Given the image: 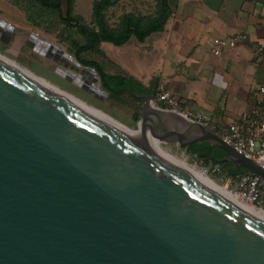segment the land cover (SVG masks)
I'll use <instances>...</instances> for the list:
<instances>
[{
  "label": "water",
  "instance_id": "water-1",
  "mask_svg": "<svg viewBox=\"0 0 264 264\" xmlns=\"http://www.w3.org/2000/svg\"><path fill=\"white\" fill-rule=\"evenodd\" d=\"M34 38L50 43L31 34L28 47ZM68 60L99 80L72 56L57 59ZM133 96L145 101L142 139L0 57V264H264V220L149 138H185L186 152L207 142L263 182L264 171L209 126L171 129L166 112L149 110L153 96Z\"/></svg>",
  "mask_w": 264,
  "mask_h": 264
},
{
  "label": "crops",
  "instance_id": "crops-1",
  "mask_svg": "<svg viewBox=\"0 0 264 264\" xmlns=\"http://www.w3.org/2000/svg\"><path fill=\"white\" fill-rule=\"evenodd\" d=\"M162 34L169 48L164 77L168 90L183 112L196 113L224 136L261 98L264 64L257 58L256 43L264 39V0H177ZM238 34L245 35V43L220 56L212 53L215 39ZM168 121L169 128H182Z\"/></svg>",
  "mask_w": 264,
  "mask_h": 264
},
{
  "label": "rangeland",
  "instance_id": "rangeland-1",
  "mask_svg": "<svg viewBox=\"0 0 264 264\" xmlns=\"http://www.w3.org/2000/svg\"><path fill=\"white\" fill-rule=\"evenodd\" d=\"M95 1L97 0H76L73 8L74 15L82 17L84 23L92 28L95 27L92 17L93 3ZM115 1L116 4L106 12L108 24L112 28H118L122 16L126 14L132 13L137 16L152 17L156 12V0ZM8 26L12 27L9 36L7 35ZM57 27L55 26V28ZM61 29L62 26L59 25V30H57L60 31ZM31 34H35L37 38L46 39L52 44L62 46L65 49V53L74 58V54L69 51V46L60 42L56 33H48L42 28L32 26L27 22L24 12L13 6L9 0H0V54L15 61L37 76L46 79L63 91L106 113L131 130L138 133L143 132V124L140 131H137L141 120L138 111L144 106L145 102L139 103L126 95L120 98H113L101 88L99 80L94 82V87L89 90V92L95 94H90L88 90L82 88L81 83H76L75 79L67 80L59 72L60 68L64 71L73 72L72 66L60 64L55 55L48 53L49 49L38 44L39 39L34 38L32 43L35 45L32 48L27 46ZM166 42L167 39L164 34H157L151 36L142 44L138 43L134 38L122 47L104 43L101 45V50L109 60L124 68L126 72L143 82L146 86L156 89L160 84H164L169 89L164 82V77L167 74L165 71L166 53L169 51ZM87 58L90 59L92 57L88 56ZM78 74L86 80L89 79L82 73L75 72V75ZM96 86H100L99 94H96ZM179 109L182 110L180 105ZM188 113L196 115L194 112ZM170 122L179 125L176 122ZM161 145L170 155L178 158L185 157L191 165H196L199 169L205 170L204 172L208 173L207 175L217 184L227 186L231 192L241 197V190L236 185L235 180L225 177L216 166L207 165L204 161L188 154L177 143H161ZM242 200L246 202V200Z\"/></svg>",
  "mask_w": 264,
  "mask_h": 264
},
{
  "label": "trees",
  "instance_id": "trees-1",
  "mask_svg": "<svg viewBox=\"0 0 264 264\" xmlns=\"http://www.w3.org/2000/svg\"><path fill=\"white\" fill-rule=\"evenodd\" d=\"M75 1L70 0L68 18L64 19L61 11L62 0H9L13 6L25 13L28 23L48 33H56L60 42L69 46V51L81 66L94 69L101 88L111 97L120 98L126 95L143 103L142 98H136L133 94L153 96L156 89L146 86L109 60L102 52L101 45L107 43L122 47L133 38L142 44L149 37L162 34L177 9V0H156V12L152 17L126 14L122 16L118 28L110 27L106 18V12L116 4L115 0H97L93 3L94 28L87 26L82 17L74 15ZM59 25L62 26L60 31ZM88 56L92 58L88 59ZM187 153L207 165L216 166L225 177L233 180L248 173L246 169L227 162L228 154L225 150L212 147L207 142L190 145Z\"/></svg>",
  "mask_w": 264,
  "mask_h": 264
},
{
  "label": "built area",
  "instance_id": "built-area-1",
  "mask_svg": "<svg viewBox=\"0 0 264 264\" xmlns=\"http://www.w3.org/2000/svg\"><path fill=\"white\" fill-rule=\"evenodd\" d=\"M245 35L238 34L227 39H215L212 45V53L220 56L227 48H235L245 43ZM257 58L264 64V39L256 43ZM261 96L254 110L243 113L240 118L231 123L224 136L223 142L233 148L240 156L252 161L264 171V84L258 88ZM149 105L160 111L172 112L181 115L188 122L201 123L198 115L183 112L179 109L177 100L164 84H160ZM236 185L241 190V197L249 204L264 210V182L249 175L238 176Z\"/></svg>",
  "mask_w": 264,
  "mask_h": 264
},
{
  "label": "bare ground",
  "instance_id": "bare-ground-1",
  "mask_svg": "<svg viewBox=\"0 0 264 264\" xmlns=\"http://www.w3.org/2000/svg\"><path fill=\"white\" fill-rule=\"evenodd\" d=\"M32 42H34V39L32 40ZM38 44L41 45L42 47H45L46 49H49L48 53H50L51 55H55V58L58 59L59 57V60L63 59V57L65 56V51L64 52H61L59 50V47L55 44H52V43H47L45 44V42H41L40 40H38ZM60 51V52H59ZM0 57L6 62L8 63L9 65H11L12 67L16 68L17 70L31 76L33 79H35L37 82H40L44 85H47L49 87H52V88H55L65 94H67L73 101H75L76 103H78L79 105L85 107L86 109L92 111L93 113L101 116L102 118H105L107 120H110V121H114L116 122L119 127L126 133L130 134V135H133L137 138H140L142 139L144 134H147L146 133V130L144 128L143 132L141 133H138V132H135L133 130H131L130 128H128L127 126L123 125L122 123L118 122L117 120H115L114 118H112L111 116L107 115L106 113L92 107L91 105L87 104L86 102H84L83 100L79 99L78 97H75L74 95L66 92V91H63L62 89H60L59 87H57L56 85L52 84L51 82L47 81L46 79H43L39 76H37L36 74H34L33 72H31L30 70L26 69V68H23L22 66H20L19 64H17L15 61L9 59L8 57L0 54ZM68 63V65L72 66L74 64V60H68L66 61ZM74 72H80L82 73V75L84 76H87L89 77V79H84L82 78L81 76L78 75H75V73H73L72 71L70 72L71 75H75L76 77V82L78 83H81L80 85H82V88L84 89H87L88 91L94 87L93 85V82H92V79H91V76L90 74H86V72L82 71L81 70V67H76V69L74 70ZM63 74H65L64 72H62ZM149 110L151 112H158L159 110L155 107H153L152 105L149 106ZM153 114V113H152ZM162 118H165V119H169L170 121L172 122H176L177 124H179V127L180 125L183 127H185L184 125L182 124H185L186 125V122L189 123L185 118H183L181 115L177 114V113H172V112H166V116L165 115H162ZM164 116V117H163ZM142 125V124H141ZM141 125H140V129H141ZM137 130V131H140ZM195 130H199L201 131V129L199 127H194ZM183 130V129H181ZM187 134V133H186ZM197 132H191V136H194L196 135ZM148 135V134H147ZM188 135V134H187ZM186 137V136H184ZM174 138V137H172ZM157 140L160 144L162 143V140L158 139L157 137H153L151 136L149 138V141H153V140ZM176 139V138H175ZM184 140H187L185 138H183ZM181 139V140H183ZM181 140H177V144L180 145L181 144ZM169 154V153H168ZM170 155V154H169ZM174 160H176L179 164H181L182 166H184L185 168H187L188 170H190L191 172H193L194 174H196L198 177H200L201 179H203L204 181H206L207 183H209L210 185H212L213 187H215L216 189H218L219 191H221L222 193H224L226 196H228L229 198H231L232 200H234L235 202H237L238 204H240L241 206H243L244 208H246L247 210H249L250 212H252L253 214L257 215L258 217H260L261 219L264 220V210L263 209H260V208H257L251 204H249L248 202L246 203L245 201H243L241 199V197L238 195V194H235L233 192H231L227 186H220L219 184H217L214 180H212L206 173L204 172L203 170L199 169L196 165H191L189 163V161L183 157V158H178V157H175V156H172L170 155Z\"/></svg>",
  "mask_w": 264,
  "mask_h": 264
},
{
  "label": "flooded vegetation",
  "instance_id": "flooded-vegetation-1",
  "mask_svg": "<svg viewBox=\"0 0 264 264\" xmlns=\"http://www.w3.org/2000/svg\"><path fill=\"white\" fill-rule=\"evenodd\" d=\"M7 33H8V34H10V32H9V31H7ZM8 34H7V35H8ZM7 37H8V36H7ZM144 102H145V101H144Z\"/></svg>",
  "mask_w": 264,
  "mask_h": 264
}]
</instances>
